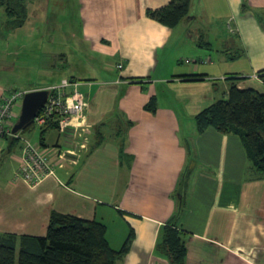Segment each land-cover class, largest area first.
<instances>
[{"label":"crops","instance_id":"0c3cea01","mask_svg":"<svg viewBox=\"0 0 264 264\" xmlns=\"http://www.w3.org/2000/svg\"><path fill=\"white\" fill-rule=\"evenodd\" d=\"M74 2L79 38L91 54L80 67H69L68 57L59 70L52 63L55 73L41 89L77 83L85 118L40 134L45 144L37 143L53 154L51 176L33 187L14 175L0 178V236H16L18 246L21 236L45 235L51 213L69 214L103 222L116 248L133 229L130 250L115 264H170L156 245L173 218L185 231L186 264H264V178L248 173L237 136L212 127L198 133L194 119L226 97L227 76L264 93L257 77L264 70V0H190L173 27L147 13L169 0ZM28 23L14 29L24 46L35 38L24 30ZM91 59L104 60V72L89 69ZM13 90L0 86V99ZM152 96L154 111L144 108ZM13 148L8 144L7 154Z\"/></svg>","mask_w":264,"mask_h":264},{"label":"trees","instance_id":"16d2710c","mask_svg":"<svg viewBox=\"0 0 264 264\" xmlns=\"http://www.w3.org/2000/svg\"><path fill=\"white\" fill-rule=\"evenodd\" d=\"M190 0H169V3L147 13L162 24L173 27L188 14ZM5 10V24L11 28L21 27L27 20L25 0H0ZM264 82V70L257 73ZM238 76L230 80L226 97L215 100L194 117L198 133L212 127L224 134L237 136L242 142L248 161L249 174L254 179L264 178V93L253 88H240ZM154 111L155 97L144 107ZM34 122L26 125L18 134L34 128ZM61 123L50 120L40 127L41 136L51 128H60ZM12 138L13 146L18 136ZM41 145L45 142L39 141ZM44 147V146H41ZM185 231L176 225L175 219L164 224L156 250L165 255L170 264H186L187 246ZM132 228L118 248L106 237V226L100 221L81 219L72 215L51 213L43 236H21L17 246L14 235L0 236V264H115L124 257L134 240Z\"/></svg>","mask_w":264,"mask_h":264},{"label":"rangeland","instance_id":"374dc122","mask_svg":"<svg viewBox=\"0 0 264 264\" xmlns=\"http://www.w3.org/2000/svg\"><path fill=\"white\" fill-rule=\"evenodd\" d=\"M25 1L28 7L27 20L29 23L25 24L24 30L35 35L30 44L26 46L19 44L15 28L0 23V86L3 89L8 88V92L13 89H41L48 85L49 73L50 75L55 73L51 72L52 63H55L59 70V65L64 63L68 57L70 59L69 67H80L81 65L79 64L84 61L85 56L91 54L88 51L90 46L88 44L82 46L79 38L81 20L73 6L75 4L74 0ZM3 19H5L4 7L0 9V22ZM54 51L60 55L61 51H64V60L60 58V55L52 58L51 53ZM212 52L215 53L214 51ZM101 58L104 57L101 56ZM104 64V60H101V63H97V60L91 59L88 61V68L100 66L99 71L104 72L101 68ZM233 64L235 63L227 62L228 68ZM225 78L223 79L225 80ZM226 81L230 82V80ZM165 99L166 97L162 96L161 100L165 101ZM21 104L22 100L17 102V106L14 107L16 116L13 117L12 123L18 120ZM111 116H109L110 119H112ZM108 120L109 118L106 121ZM108 126H104L101 131L103 133L108 132ZM55 134L54 130L47 132L48 142L53 141ZM17 136L19 138L16 139L13 152L10 155L7 154V147L8 141L10 144L13 143V137L2 142L3 154L0 156V178L4 176L12 177L15 174L14 164L19 167L17 158L22 154L24 141L37 143L40 139V125L35 124L30 131L20 133Z\"/></svg>","mask_w":264,"mask_h":264},{"label":"built area","instance_id":"2783aa9c","mask_svg":"<svg viewBox=\"0 0 264 264\" xmlns=\"http://www.w3.org/2000/svg\"><path fill=\"white\" fill-rule=\"evenodd\" d=\"M118 67H121L118 65ZM75 87L66 91L71 85ZM49 95L44 106L38 111L32 122L41 126L50 120H57L66 128L75 127L85 118L87 99L77 89V83L63 80L59 85L46 88ZM27 91L13 90L8 96L0 99V151L1 141L5 136H12L14 107L21 101ZM50 150L40 144L24 141L19 167L14 174L15 179L22 180L33 187L54 173L55 163Z\"/></svg>","mask_w":264,"mask_h":264},{"label":"water","instance_id":"95a60500","mask_svg":"<svg viewBox=\"0 0 264 264\" xmlns=\"http://www.w3.org/2000/svg\"><path fill=\"white\" fill-rule=\"evenodd\" d=\"M48 95L49 91L46 88L29 90L25 93L18 120L12 128V134H17L34 120L38 111L46 103Z\"/></svg>","mask_w":264,"mask_h":264}]
</instances>
